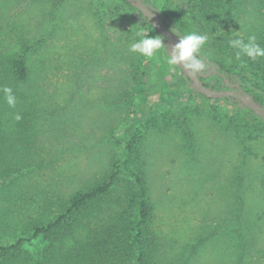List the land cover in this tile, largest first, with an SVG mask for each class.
Here are the masks:
<instances>
[{
	"label": "rangeland",
	"instance_id": "obj_1",
	"mask_svg": "<svg viewBox=\"0 0 264 264\" xmlns=\"http://www.w3.org/2000/svg\"><path fill=\"white\" fill-rule=\"evenodd\" d=\"M133 15L118 2L104 8L66 0L54 10L53 0H0V42L9 52L31 48L41 94L31 151L38 164L30 169L33 182L0 187V242L31 237V223L54 217L61 199L106 177L131 144L138 162L130 166L144 172L162 259L238 264V228L250 239L245 263L264 264V128L247 142L217 117L223 104H177L184 126L172 114L175 105L131 65ZM202 17L209 37L240 31L264 39V0L211 5ZM139 80L149 104L132 96ZM40 246L36 241L28 252Z\"/></svg>",
	"mask_w": 264,
	"mask_h": 264
},
{
	"label": "trees",
	"instance_id": "obj_2",
	"mask_svg": "<svg viewBox=\"0 0 264 264\" xmlns=\"http://www.w3.org/2000/svg\"><path fill=\"white\" fill-rule=\"evenodd\" d=\"M65 1L53 0L54 10ZM117 2L134 14L129 24L134 30L145 29L149 31V36H162L153 23L127 0H95L97 6L104 8ZM143 2L161 15L170 31L175 28L176 34L182 36L192 31L207 35L202 27L203 11L211 5H228L234 0ZM192 6H197L199 13L193 12ZM210 38L212 44H206L203 49V54L207 55L211 63L209 75L200 76L204 85L220 91L230 90V84L238 85L264 107V58L252 61L242 55L237 60L236 50L228 43L235 37L229 31L219 38ZM258 43L264 47V39ZM165 44L168 45L167 38ZM30 51L31 48L27 47L24 53L9 52L0 42V88L11 87L17 100L16 107L11 108L3 99V93H0V187H6L7 184L23 187L27 181L33 182L30 169L38 164H35L31 151L35 148L36 128L39 126L37 106L41 94L40 87L34 85L31 76L27 58ZM168 53V48H164L148 62L145 57L134 53L132 58L136 62L132 61L131 65L137 75L147 76L149 84L161 92L163 99L175 105L173 116L187 126L177 104L181 107L223 104L217 117L227 121L229 129L247 142L258 139L254 137V130L261 131L264 128V120L260 116L241 106L233 97L211 99L197 93L191 79L181 69L178 68L177 73L170 71ZM214 68L216 71H213ZM132 89V96L135 94L145 105L149 104V97L145 95L146 87L140 80L132 84ZM16 114L22 116L20 121L15 120ZM139 120H133L131 129ZM134 155L136 158H133ZM134 160L138 162L137 154L133 145L129 144L124 159L113 160L106 177L75 192L68 200L61 199L54 217L31 223V237L0 242V264H182L181 261L176 263L162 259V243L153 229V207L144 172L139 167L131 168ZM40 161L44 163V160ZM123 170L126 171L124 176ZM112 203L114 207L106 218V207ZM236 232L239 234L236 244L240 247L238 264H246L250 239L240 229L237 228ZM40 240V249L34 248V253L28 252L27 247H33Z\"/></svg>",
	"mask_w": 264,
	"mask_h": 264
},
{
	"label": "clouds",
	"instance_id": "obj_3",
	"mask_svg": "<svg viewBox=\"0 0 264 264\" xmlns=\"http://www.w3.org/2000/svg\"><path fill=\"white\" fill-rule=\"evenodd\" d=\"M171 31L178 37V42L169 47L165 44V37L160 35L152 37L146 34L145 29H138L135 32L134 42L130 45L129 50L151 59L160 50L169 48V64L181 66L192 77H199L211 71V63L207 55L203 54V49L209 41V36L196 31L180 36L176 34L175 28L171 29ZM239 32L235 31V38L228 41L230 47L236 50V59L239 60L242 55L252 61L264 58V47L257 42V36L251 34L245 40L239 36ZM0 93H3V99L9 107H16L17 100L11 87L0 88ZM14 118L16 121H20L22 116L16 114Z\"/></svg>",
	"mask_w": 264,
	"mask_h": 264
},
{
	"label": "water",
	"instance_id": "obj_4",
	"mask_svg": "<svg viewBox=\"0 0 264 264\" xmlns=\"http://www.w3.org/2000/svg\"><path fill=\"white\" fill-rule=\"evenodd\" d=\"M132 7L139 10L143 16L147 19H149L154 27L159 31V33L167 38L168 46H173L175 43L178 42V37L173 34L165 25L161 15L157 12L152 11L144 2L143 0H127ZM169 52V48H168ZM179 69H181L187 77H189L193 83L194 90L202 95H205L208 98L211 99H220V98H226V97H233L236 100L240 102V105L243 107H247L251 110H253L258 116H260L264 120V107L258 103L253 96L244 91L240 86H233L230 84L231 89L230 90H215L211 87H207L204 85V83L201 81L200 76L199 77H192L190 74L186 73L185 70L181 66H177ZM213 71H216L214 68ZM209 74L201 75L202 77H207Z\"/></svg>",
	"mask_w": 264,
	"mask_h": 264
}]
</instances>
